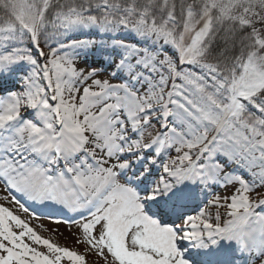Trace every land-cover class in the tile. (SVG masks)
I'll return each mask as SVG.
<instances>
[{"label":"snow or ice","instance_id":"1","mask_svg":"<svg viewBox=\"0 0 264 264\" xmlns=\"http://www.w3.org/2000/svg\"><path fill=\"white\" fill-rule=\"evenodd\" d=\"M0 264H264V0H0Z\"/></svg>","mask_w":264,"mask_h":264},{"label":"rangeland","instance_id":"2","mask_svg":"<svg viewBox=\"0 0 264 264\" xmlns=\"http://www.w3.org/2000/svg\"><path fill=\"white\" fill-rule=\"evenodd\" d=\"M36 222H37V221H34V224H35ZM42 222L48 224V221H46V220H45V221H41V222H39V223H42ZM37 223H38V222H37Z\"/></svg>","mask_w":264,"mask_h":264},{"label":"bare ground","instance_id":"3","mask_svg":"<svg viewBox=\"0 0 264 264\" xmlns=\"http://www.w3.org/2000/svg\"><path fill=\"white\" fill-rule=\"evenodd\" d=\"M33 223H34V221H33ZM37 223V222H36ZM43 223V222H42ZM44 224H46V223H44ZM47 225V224H46ZM49 226H51V225H49Z\"/></svg>","mask_w":264,"mask_h":264}]
</instances>
